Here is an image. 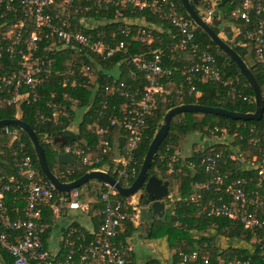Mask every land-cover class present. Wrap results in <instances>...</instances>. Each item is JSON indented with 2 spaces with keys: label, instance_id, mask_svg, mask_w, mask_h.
<instances>
[{
  "label": "built area",
  "instance_id": "1",
  "mask_svg": "<svg viewBox=\"0 0 264 264\" xmlns=\"http://www.w3.org/2000/svg\"><path fill=\"white\" fill-rule=\"evenodd\" d=\"M7 10L20 9L23 14L31 19L32 29L27 37L23 34L27 31L25 20L14 23L7 30L6 35L0 41V55L8 53L12 63L16 68L9 75L0 77V86H11L12 95L0 98V105L19 104L24 101L26 104H33L40 99L37 89L41 84L50 78L55 70V61L59 59L61 51L67 52L75 50L77 52L91 53L99 55L102 59H109L117 53H127L126 44L123 40L112 45L107 42L105 35L100 32L85 33L83 29L93 30L100 22L92 13H99V10L115 7L117 13L119 9L135 8L137 10H148L153 15L167 20L171 27L175 29L176 41L169 49L166 56L164 50H153L146 54L133 55L122 58L120 63H125L128 68L125 72L126 79H122L121 69H114L106 73V82L102 85L103 95L100 101L101 111L95 122L90 125L95 134V149L101 153H115V175L120 179L128 180L136 177L138 173V162L134 153L138 142L141 141L148 127L147 119L155 105L158 95L168 94L171 91L181 93L183 86H186L187 94L194 92L198 94L193 85L197 79L202 82L219 81L229 84V80L222 78L221 68L218 66L215 56L208 49H201L195 42L196 25L190 18L183 16L176 8L172 0H3ZM55 2H62L60 11L52 14L45 10ZM215 4L214 0H207L208 3ZM201 18L209 24L213 16V9L207 6L205 11H201ZM80 15L77 19L73 15ZM233 24H229L232 36H242L253 43L254 58L256 62H264V0H242L239 6L230 11L229 14ZM103 23L111 20H101ZM137 20H128L125 24L111 30L110 41L115 38L118 32L124 36L131 33L130 25ZM243 21L246 28L242 30L234 22ZM142 22V21H141ZM77 25V26H76ZM145 25V24H144ZM116 31V32H115ZM149 30L138 29L137 34L132 38H141V34L149 33ZM48 39L51 45L45 50L48 55L39 54L38 42L41 37ZM6 41V42H3ZM190 56L194 59L192 64L182 65L180 76L181 82L175 89H167L166 84L171 83V76L177 72V67L169 68L166 64L170 61ZM16 58L18 60H16ZM70 73L75 75L74 72ZM82 73L88 82L94 80L96 69L90 66H83ZM136 73H143L146 84L140 93L131 91L126 80H134ZM70 80L72 86L76 84L73 78ZM238 81V79H237ZM65 85V83L63 84ZM86 86L88 84L86 83ZM125 98L126 103L108 106L109 99ZM110 100V101H111ZM46 106L51 111L50 119L57 123L58 117L64 112L55 103L48 102ZM110 108V111H108ZM106 110V112L104 111ZM44 120L43 115L40 116ZM106 120L107 124H102ZM120 127L122 131L123 143L119 144L118 137L111 136L110 127ZM21 129L14 125L0 126V135L8 136L7 146L14 157L16 174L8 178L7 183H0V264H2V254L6 253L11 259V264H130L131 248L128 243L116 241L123 222L129 215L123 211V207H131L134 214L130 220L138 218L139 209L136 207L143 192L137 193L119 200L116 198L115 189L107 186L106 190L98 186L96 202H100L97 208V217L100 220L98 228L89 233L92 238L87 239L80 234V242L76 244L70 239L73 232H69L63 242V253H50L44 243L43 235L47 229L43 212L45 208L58 211L59 208L67 207L71 210H81L88 214V206H83L80 200V192L77 189L64 196L56 197L55 189L48 180L39 176L31 154L26 149L21 137ZM248 131L254 136L248 140L251 145L260 143V138L256 135L255 126H249ZM210 133V134H209ZM223 136L226 132L220 129L208 131L207 137L215 138L214 134ZM237 135V133H234ZM244 141L243 137H239ZM215 140L214 142H217ZM221 142V141H218ZM221 143H225L222 141ZM239 144H237L238 146ZM238 149V147L236 148ZM239 150V149H238ZM64 153L79 156L83 165H96L101 160L100 155L92 158L91 154H85L78 148L77 143L64 147ZM242 151L230 153V159H236L237 154ZM167 158V173H174V163L182 158L179 151L168 154L163 153ZM221 155L207 154L200 159V165L206 174L211 175L205 181H195L193 193L188 198L198 207L197 214L207 217L227 218L235 226L240 225L249 232L254 242L261 244L264 239L259 237V233H264V155L258 160L256 155H252L246 160V167L255 170L256 181L253 188H248L251 179L236 177L226 181L227 174L220 170L219 163ZM189 167L195 173L194 163H189ZM91 170H106L104 168H93ZM68 171H66L67 173ZM214 188L220 192L215 200H210L207 204H201L202 192ZM97 191V192H96ZM16 192L22 202L21 208L18 206L12 210L5 204V194ZM21 216H17V214ZM11 215H15L11 217ZM133 217V218H132ZM264 236V235H263ZM262 256L263 253H260ZM179 264H252L250 259H212L209 254H201L196 250L189 253L180 252Z\"/></svg>",
  "mask_w": 264,
  "mask_h": 264
},
{
  "label": "trees",
  "instance_id": "2",
  "mask_svg": "<svg viewBox=\"0 0 264 264\" xmlns=\"http://www.w3.org/2000/svg\"><path fill=\"white\" fill-rule=\"evenodd\" d=\"M178 9V11L185 17L189 18L185 9L181 5L180 0H172ZM242 0H230L223 5L217 4L216 7L219 10L213 13L211 23L213 25H219L222 21L224 23H233L229 14L232 9L239 6ZM62 2H55L46 8L47 13H54L60 11V5ZM210 8V2L207 4ZM227 6V8H225ZM92 15L100 22L93 30L83 29L85 33L88 32H100L105 35L104 39L110 42L112 45L123 40L126 44L127 53H117L109 59H102L99 55L90 53L77 52L75 50H69L67 52L61 51L59 53V59L55 61V70L53 74L45 80L41 86L37 89L40 95V99L33 104H26L22 101L19 104L8 105L2 103L0 105V120L1 119H21L27 122L34 130L38 137L39 143L43 147L47 165L49 169L58 177L62 182H70L86 171L93 168H104L114 178L115 175V153H101L95 149V134L93 133L90 125H92L98 117L100 108V101L103 95L102 85L106 82V73L114 69H121L122 79H126L125 72L128 66L125 63H120L122 58L130 57L133 55L146 54L149 51L162 49L165 51L166 56L169 54V49L176 41L175 29L171 27L167 20L159 18L157 15H153L148 10H137L135 8L119 9L118 13L115 7H109L107 9L99 10V13H92ZM202 15V13H200ZM80 15H73L77 19ZM21 20H25L27 24V31L23 36L27 37L32 29V22L30 18H27L23 12L18 9L7 10L3 0H0V41L5 36L7 30L14 23ZM101 20H111V22H102ZM128 20L133 21L130 25L131 33L128 36H124L118 32L115 33V38L111 42L110 34L111 30H115L117 26L125 24ZM142 21V22H141ZM209 26L213 28V25ZM242 30L246 28L243 21L234 22ZM145 24V25H144ZM77 26V25H76ZM138 29L149 30V33L141 34V38L133 39L132 37L137 34ZM219 34V33H218ZM233 39V37H232ZM6 42V41H3ZM195 42L201 49H208L216 58L218 66L221 68L222 78L229 80V84H223L219 81H207L202 82L197 79L193 81V85L198 91V94L194 92L187 94L186 86L184 85L181 93L171 91L168 94L158 95L155 100L154 108L147 119L148 127L138 142V147L134 153L135 160L138 162V171L142 163L143 157L147 151L148 145L154 136L156 129L160 126L164 114L170 108L180 105L194 103L209 107H221L229 111L235 112H252L254 111V96L252 89L248 85L244 76L236 64L227 57L214 42L199 28L195 29ZM228 44L232 47L234 45H242L245 52L242 55V59L246 65L251 69L255 76L261 91L263 93V107H264V62H256L254 58V46L249 40H246L242 36L234 37L233 41H228ZM39 54L48 55L45 50L51 45V42L44 38H40L39 42ZM189 59L181 56L180 59L170 61L166 65L169 68L177 67V72L171 76V86L165 85L167 89H175L181 82L180 68L182 65H189L194 62L190 56ZM16 60H18L16 58ZM14 63L11 62L8 53L0 55V77L3 75H9L11 71L16 68ZM83 66H90L96 69V76L94 80L89 81L82 73ZM74 72L75 75H72ZM73 78L76 80L74 86L71 85L70 80ZM238 79V81H237ZM65 83V85H63ZM86 83L88 86H86ZM127 85L131 91L140 93L143 86L146 84V78L143 73H136L134 80H126ZM12 95L11 86H0V98H6ZM108 100V106L111 104H124L125 98H114ZM48 102L55 103L64 112L63 115L58 117L57 123H54L51 117V111L46 106ZM106 112V110H104ZM110 111V108H108ZM43 115L44 120L41 119ZM80 116V118H79ZM102 124H107L106 120H102ZM77 127V132L71 131L70 128ZM249 126H255L256 135L260 138V143L251 145L248 140L254 135L248 131ZM224 130L226 133L232 136L229 143L214 142L213 145H199L195 144L192 148V152L187 156L185 155L181 159H178L174 163L175 172L168 174L166 162L167 158L163 157V153L168 151V154H173L176 151H181L185 146V141L190 134L200 133L203 137L207 136L208 131L213 129ZM71 131L76 135V139L68 140L64 131ZM111 138L113 136L118 137L119 144L122 146L123 138L120 127H110ZM237 133V135H234ZM218 134V133H217ZM219 136V135H218ZM243 137L244 141H240L239 137ZM21 137L25 143L26 149L32 156L34 166L37 169L39 176L47 180L42 174L38 161L36 159L32 143L26 134L21 131ZM8 136L0 135V183H7L8 178L16 174V166L14 157L11 155L10 149L7 146ZM77 143L78 148L85 154H91L92 158L100 155L102 160L96 165H83L79 156L72 155L73 164H63L58 161V154L64 153V147ZM241 154H237L236 159H230L228 155L239 152L235 148V145ZM197 147V149H196ZM234 150H233V149ZM244 151H248L245 154ZM181 153V152H180ZM217 153L221 155V162L219 163L220 170L223 174H227L226 181L235 179L236 177H244L251 179L248 188H253L256 181V172L253 169L246 167V160H249L252 155H256L258 160H261L264 155V110L260 120L243 121L240 119H231L217 114H206L200 112H182L172 117L168 129L167 136L159 145L156 154L152 160L150 169L147 176L152 174L160 177L163 180L169 182V188L171 193L174 194V201L170 203L171 198H167L165 205L164 215L159 218L153 219L148 225V238L165 237L169 246L174 247V253L171 256V264H179L178 253H189L193 250L198 251L201 254H209L212 259H250L252 264H264V241L261 244L254 242L249 244L248 247L239 246V243L247 244L250 242L249 232L242 226H235L227 218L223 217H207L197 214L198 207L194 202H190L188 198L193 193V185L195 181H205L210 178L204 172L203 167L200 165V159L207 154ZM194 163L196 172L194 173L189 167V163ZM66 171H68L66 173ZM132 179L123 180L119 182L123 186H129ZM98 186L101 189L106 190L108 187L104 185L91 186L89 191L97 190ZM97 192V191H96ZM56 197L64 196L58 191H54ZM16 192H7L5 194V204L7 208L13 209L18 206L21 208L22 202ZM171 196V195H170ZM220 196V192L214 188L202 192L201 204H207L210 200H215ZM116 198L123 200L125 196L116 194ZM141 205V204H139ZM100 207V202L94 201L89 207L88 212L94 211ZM123 211L129 215V218L134 214V209L131 207H123ZM139 213V211H138ZM15 215H11L13 217ZM21 216V214H17ZM43 217L48 222L51 220L52 211L49 208H45ZM126 218L125 223L127 230L122 236V239L130 236L133 232L137 231L133 223ZM100 223L98 220L97 225ZM78 230L73 231L69 236L71 240L76 244L80 242V234H83L87 239H91L92 236L83 230V228L75 226ZM98 228V227H97ZM264 233L260 232L259 237L264 239ZM118 236L115 237L117 241ZM219 239L226 240V247L219 246ZM122 243L126 244L125 241ZM260 253H263L261 256ZM2 254V264H11V259L6 253ZM130 264H134L130 262ZM150 264V262L148 263Z\"/></svg>",
  "mask_w": 264,
  "mask_h": 264
},
{
  "label": "water",
  "instance_id": "3",
  "mask_svg": "<svg viewBox=\"0 0 264 264\" xmlns=\"http://www.w3.org/2000/svg\"><path fill=\"white\" fill-rule=\"evenodd\" d=\"M214 1L219 5H223L225 2H230V0ZM180 2L193 23L199 27L214 42V44L236 64L241 74L248 82V85L252 89L255 104L254 111L241 113L229 111L221 107H209L194 103L180 104L170 108L164 114L160 126L156 129V132L152 137L147 151L143 157L140 169L129 186L121 185L117 179L102 170L86 171L83 175L70 182L60 181L58 177L49 169L43 147L39 143L38 137L31 126L27 122L18 118L0 120V126L14 125L19 127L26 134L32 143L33 150L42 174L50 182L53 188L60 193H67L70 190H75L83 186L89 180H96L100 183H103L115 189L119 195L126 197L131 196L141 190L143 195L140 201L143 205V208H141V210L139 209L138 216L139 221H141L142 226L145 228H148L149 225L147 224H149L153 219L157 217L161 218L164 215L165 201L170 197L171 189L169 188V182L154 174L150 176H147V174L159 145L167 136L170 121L173 116L182 112H200L206 114L222 115L231 119H240L243 121H257L262 117L264 110L263 93L261 88L251 69L242 59L245 49L242 45H234L232 47L228 44V41H231L233 37L230 25H223L222 30L225 33V38H223V36L216 33L200 16V12L207 9V0H180ZM64 134H66V138L68 140L76 139V135L71 131L66 130L64 131ZM57 158L60 163L68 165L73 164V158L68 153H59Z\"/></svg>",
  "mask_w": 264,
  "mask_h": 264
},
{
  "label": "crops",
  "instance_id": "4",
  "mask_svg": "<svg viewBox=\"0 0 264 264\" xmlns=\"http://www.w3.org/2000/svg\"><path fill=\"white\" fill-rule=\"evenodd\" d=\"M229 25V24H227ZM195 142V143H194ZM204 142V143H203ZM208 142V139H201L200 141H188L183 150H181V155L184 157L187 156L189 153L192 152V148L195 146V144H198L203 146L205 143ZM213 142L211 143V145ZM197 149V147H196ZM97 185H94L93 187H96ZM170 191V195H171ZM96 193L94 192V189L92 191L87 192V196L91 197V200L84 201L81 200V203L83 206H90L94 201L92 199ZM167 205H165L166 209ZM52 211V217L51 220L48 222L45 218V222L47 224V229L43 235V240L45 243V246L47 250L50 253H63V242L65 241L66 237L68 236L69 232H73L75 230H78L75 226L83 228L88 233H92L95 231L98 227L97 223L99 218L97 217V209L94 211L89 212L88 214H85L83 211L77 209V210H71L67 207L59 208L58 211ZM85 214V215H84ZM138 216V214H136ZM84 217V219H82ZM133 218V217H132ZM130 220V219H129ZM133 225L138 228L137 231L133 232L130 236L125 237V239H122V236L125 234L127 227L125 223L122 224L121 228L118 231V239L117 241L122 242L125 241L130 245L131 248V257L130 262L132 261V253H135L134 247L137 248L138 245L144 246L143 248H147L149 250V253H174V247L169 246L167 240L165 237H159V238H148V228H145L142 226L141 221H139V218H133V220H130ZM147 224V223H146ZM148 225V224H147ZM138 236L141 240H138L136 238ZM165 255L160 256L159 263H156L155 261H151L150 264H171V261L168 263L169 257ZM148 264V263H147Z\"/></svg>",
  "mask_w": 264,
  "mask_h": 264
},
{
  "label": "rangeland",
  "instance_id": "5",
  "mask_svg": "<svg viewBox=\"0 0 264 264\" xmlns=\"http://www.w3.org/2000/svg\"><path fill=\"white\" fill-rule=\"evenodd\" d=\"M210 6H211V8L213 9V13H216L217 14V12L219 11L218 9H217V7H216V5L215 4H211L210 3ZM225 8H227V6L225 7ZM211 21H212V19H211ZM211 23V22H210ZM209 23V24H210ZM211 25H213L212 23H211ZM223 21L221 22V23H219V25H213V28L215 29V30H217L218 31V33L221 35V36H223V38H225V33L223 32V30H222V27H223ZM233 24H231V26H232ZM7 33V32H6ZM6 33H5V35H6ZM233 39H234V34H233ZM233 39L231 40V41H233ZM171 83H168L167 85L170 87L171 85H170ZM172 87V86H171ZM79 118H80V116H79ZM71 129V131H74L75 133L77 132V127H75V126H73L72 128H70ZM211 131V130H210ZM208 134V133H207ZM210 134V133H209ZM220 134H222V133H218V134H214V136H215V138H210L209 136L207 137H202L201 135H200V133H195V134H190L189 136H188V138L186 139V141H185V143L184 144H186L188 141H195V140H198V141H200V138L201 139H208V142H205V143H208V144H206V146H210L211 145V143L213 142L214 143V141L215 140H218V141H225L226 143H229V145H231L230 143L232 142H230V139H232V136L231 135H229L228 133H226L225 135L223 134V136H221ZM219 135V136H218ZM220 142V143H221ZM195 143V142H194ZM204 143V142H203ZM205 145V144H204ZM213 145V144H212ZM183 148L184 147H182V149L181 150H183ZM235 148H237V145H235ZM233 149V148H232ZM234 150V149H233ZM244 153L245 154H248V151H244ZM99 184H101L100 182H98V181H96V180H89V181H87L83 186H81V187H79L78 188V190H79V192H80V200H82L83 199V201H84V198H85V201H87V200H91L90 198L91 197H88L87 196V192L89 191V189H90V187L91 186H94V185H99ZM170 198H171V200H170V203L171 202H173L174 201V194H171V196H170ZM92 201H96V197L94 196V198L92 199ZM139 204H141V202H139L138 203V205L136 206L138 209H140L141 210V208H143V205L141 204V205H139ZM85 215V214H84ZM138 218H139V216H138ZM82 219H84V217H82ZM136 238L138 239V240H141L138 236H136ZM226 240H223V239H219V241H218V244H219V246H221V247H223V248H225L226 247ZM252 243H254V239L253 238H251L250 237V242H248L247 244H243L242 242L241 243H239V246H245V247H248L249 246V244H252ZM144 246H140V245H138L137 246V248H135L134 247V251H135V253H132V261H133V263L134 264H147V263H149V262H151V261H155L156 263H159L160 262V260H159V258H160V256H162V255H165V254H167L166 256L167 257H169V259H168V263L170 262V261H172V259H171V256H172V254L173 253H149V250L147 249V248H143ZM151 260V261H150Z\"/></svg>",
  "mask_w": 264,
  "mask_h": 264
}]
</instances>
